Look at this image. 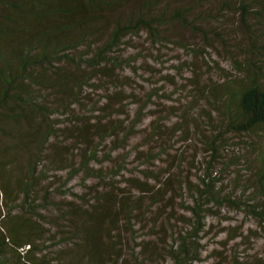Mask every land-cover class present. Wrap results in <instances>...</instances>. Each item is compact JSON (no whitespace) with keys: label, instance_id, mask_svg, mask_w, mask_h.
Returning <instances> with one entry per match:
<instances>
[{"label":"trees","instance_id":"obj_1","mask_svg":"<svg viewBox=\"0 0 264 264\" xmlns=\"http://www.w3.org/2000/svg\"><path fill=\"white\" fill-rule=\"evenodd\" d=\"M125 2L0 0V210L2 206L6 210L0 213V218H5L0 219V264H20L21 257L14 260L5 255L7 245L16 251L27 246L26 252H31L39 245L38 236L49 233L48 237L54 238L60 231L64 234L55 241L73 250L82 249L85 264H152L162 253L160 247L146 240L139 242L134 226L157 207L159 213L153 214L151 228L156 226V218L166 216L161 225L165 232L175 209L189 213L180 240L177 242L172 227L169 240L161 247L170 264H191L200 261L205 215H219L223 207L229 206L264 220V146L257 163V159L250 162L256 188L248 202L232 193L233 197L223 194L222 179L211 173L222 157L228 133L255 136L260 141L264 138V0L221 2V10L232 9L230 12L243 27L244 36L230 46L226 34L203 24L207 17L224 20L225 14H192L193 8L188 7L169 10L153 0H138L128 14L118 13ZM109 10L114 14H108ZM133 37H144L159 50L173 43L184 52L181 56L201 58L205 71L215 69L221 75L217 80L204 79V72L195 70L193 63L181 56L173 65L176 72L184 66L192 68L184 80L194 87V100L204 98L210 110L199 103L187 105L184 110L189 116L182 110L175 114V124H167L174 110L164 114L152 105L158 96H170L158 87L144 92L138 89L137 81L153 79L151 74L142 75L149 65L136 64L139 53L125 57L122 53L123 45ZM216 43H220L229 70L220 67L212 56V51L220 53ZM125 67H130L134 80ZM162 78L161 87L173 81L171 74ZM88 86L106 88L93 99ZM45 89L48 94H41ZM48 95L56 99L50 103L53 108L44 104ZM84 99L89 101L90 110ZM130 103L135 106L132 113ZM144 117L149 119L145 125ZM197 118L214 131L210 136H198L209 154L210 168L203 170L202 182L194 184L182 170L183 153L176 157V164L163 167L160 162L170 153L173 136L180 135V141L188 142L192 129L196 134ZM41 127L46 128V136L31 140ZM66 132L63 141L72 140L70 152L66 143L63 151L62 146L54 147L49 142ZM134 137H138L134 148L120 154ZM67 154V160L60 159ZM116 156L119 159L115 160ZM128 159H136L142 167L125 176L121 171L127 169ZM191 160L196 165L194 156L186 162ZM106 162L112 164L107 167ZM54 169L65 170L63 182L58 188L49 184L43 198L52 193L64 195L67 200L61 201L63 208L50 205L58 214L49 217L39 211L42 206L32 193ZM13 171H18L19 179L13 178ZM80 174L83 180L89 177L96 181L84 185L87 193L69 189V181ZM179 193L186 194L187 200ZM121 225L133 240L130 249L125 247L123 257L122 248H118L122 244ZM62 256L70 260L68 253ZM238 262L234 257V264Z\"/></svg>","mask_w":264,"mask_h":264},{"label":"rangeland","instance_id":"obj_2","mask_svg":"<svg viewBox=\"0 0 264 264\" xmlns=\"http://www.w3.org/2000/svg\"><path fill=\"white\" fill-rule=\"evenodd\" d=\"M223 1L225 2L226 0H153V2L157 3L160 8L164 5H167L169 10H173L175 7H188L193 8L192 14H225L224 20L220 21L207 17L203 21V24L205 26L216 27L217 31H221L222 35L223 33L226 34L225 39L228 43H230V46L232 43L237 42L242 36H244V34L241 33L243 27L239 25L237 20L238 17L230 12L233 11L232 9L221 10V2ZM125 3L126 4L122 8H119L118 13L128 14L130 10L134 9L137 6L138 0H126ZM233 7L234 5L232 4V8ZM160 8H157V11H159ZM108 14H114V11L109 10ZM216 46L220 53L218 55L217 53L212 51L213 58L218 62L220 67L229 70L230 65L228 61L223 58L224 54L220 43H216ZM122 48L124 57L130 56L126 54L139 53L140 58L136 61V64H142L143 66V62H147V64L149 65V68H147V72L143 71L142 75L145 74V76H148L149 74H151L153 76V79H145L146 81L140 79L136 83L137 88L141 91L143 90L144 92L158 87L167 96H170V98L165 96H158L156 99H154L152 105V108L154 110H163L164 114H167L170 110H174V113L170 114L171 117L167 124H175L174 121L177 120L175 114L177 112L181 113L182 110H184V107L187 105H194L199 103V105L201 107H205L207 111L210 110V107L207 105V102L204 98H201L197 101L194 100L196 91L189 82L184 80L186 76L191 75L192 68L190 66H184L181 68L180 72H176L173 68V65L177 64L176 58L178 56H181V54H184V52L177 49L176 45H174L173 43H168L167 45L162 46L159 50L158 48H156V46L152 47L150 42L145 40L144 37H133L126 45H123ZM184 57L185 56L182 55L180 58L186 59V61H191L195 70H200L201 73L202 71L204 72V79L206 77H211L213 80H217L221 76H219V74L213 68L210 69V71H205L203 60L201 58L193 57L192 59H190L189 57ZM147 64H144V66H146ZM125 68L130 78L134 80V73L130 72V67ZM141 71L142 69H139V72ZM165 74H171L173 81L172 83L167 82L161 87L160 84L164 80L162 77ZM105 88L106 86L103 87V89L95 90L93 89V87L88 86L87 90L90 93V98L96 99L99 98V96L104 92ZM48 92V89H45L41 92V94L45 95L48 94ZM54 98V96H46L44 104L49 108L55 107L54 105L50 106V103L56 100ZM83 102L86 104V108L90 110L91 107L89 106V101L84 99ZM128 108L129 112L132 113L135 106L130 103L128 105ZM78 113L80 114L79 111ZM212 113V116L217 120V115L215 114V112L212 111ZM184 114L186 116H189L187 111L185 110ZM53 116L59 115L55 114ZM142 121L145 125L147 124L149 119L148 117H144ZM195 123H197V125L195 124V126L194 124H192L191 127L195 126L196 134L194 132V129H192L190 132L191 138L187 139L188 142H185L183 140L180 141V135H175L172 137L171 140L174 141V143L170 150V153L166 156H163L164 158L160 162V164L163 167H166V165L170 163L176 164L177 158L181 155V153H183L182 156H184L185 158V161L182 164L184 175L190 177L194 184H198L199 181H201V174L204 173L203 170H206V168H210V165H207L209 154L206 152V148L204 147L205 145H203L202 141L199 140V138H201L202 134H206L207 136L213 135L214 129H212L210 126L206 127L204 120L201 118L195 119ZM178 124L179 123H177V125ZM190 125L191 124L188 123V126ZM44 128L41 127L37 135L33 134V138H31V140L38 141L36 139H39L41 135H43V137L44 135L46 136V128ZM66 135L67 132L66 134H57L59 139H51L49 142L53 144L54 147L62 146L63 151L65 150L64 144L66 143V145L69 146L68 151L70 152L73 143L70 139H68L66 142L63 141L64 137L66 138ZM35 136H37L36 139ZM226 136V147H222L221 150L222 157L216 164L212 166L211 173L215 174L216 176H220V178L222 179L221 189L223 194L233 197L231 195L232 193L235 196H241L245 202H248L249 200L247 198L256 188V185L253 184V182L255 181V178L252 174L254 169L251 167L250 162L251 159H257V163L262 147L264 146V138L262 141H260L255 136L236 135L232 134L231 132ZM0 139H2L1 136ZM136 140H138V137H134L132 141L130 140L128 142V146H126L124 150L119 151V153L124 154L126 151L127 153L130 152V150L134 148L133 146L137 144ZM192 156H194V163L196 165H192V160L191 162H186L188 159H192ZM60 159L67 160L68 154L64 156L62 155ZM117 159H119V156H116L115 160ZM133 160L134 162H130V159L126 161L127 169H125L124 172L121 171L122 175L127 176L128 174L137 173V170L142 167L138 166V163L135 162L136 159ZM105 164L108 167L112 164V162H106ZM64 172L65 170L58 171L55 169L48 171L46 175L50 176V178L41 181L38 184V187L35 188V192L32 193L37 202H39L42 206L39 211L45 216H57L58 210H54L50 207V205L54 204L53 206L55 207L59 206L60 208H63L64 205L61 203V201L67 200L64 195H53L52 193H50V195L46 197V200L43 198V193L46 187L49 186V184L53 188H55L56 186V188L59 187V185L63 182L65 176ZM12 175L13 178L17 179L19 173L18 171H13ZM195 175H198V178ZM51 180H53V183H51ZM94 182L96 181H94L93 179H89V177L83 180V177L80 174L69 181L68 185L69 189L72 192L87 193L88 190L84 189V185L94 184ZM179 194L181 196V193ZM181 197L186 199L187 195L184 194ZM1 198L2 197L0 196V206ZM20 198L21 196L18 198V201L20 200ZM48 200L50 201L49 203ZM2 207L0 210L1 214L6 211L4 209V206ZM219 212V215H205L203 221L205 224L204 229L200 232V248L202 249L200 261L191 264H234V257L238 259V264H256L254 262H256V260L258 259H262L264 261V220L259 221L255 219V217L246 214L244 211L229 206L223 207ZM154 213H159L158 207L151 209L148 213L145 214V218L143 219V221L134 226L135 235L138 236L139 242H143V240H146L150 245L153 244L155 247H160L162 253L159 255L158 261H152L151 257L152 264H170L169 258L163 253L161 244H163V241L165 243L169 240V233L172 230V227L175 228L174 235L177 239V242L180 240L181 236H183V232L187 229L188 218L185 217L189 216V213L184 211L182 208L175 209L174 216H172L169 222V228L166 231L167 236L166 232L163 230L164 227H161V225L165 224L167 220L166 216L156 218V221L158 222L156 226L151 228ZM11 214H13V211L11 212ZM6 222L7 224L5 225L8 226V220H5V223ZM51 230L54 231L55 229L52 228ZM63 234L64 232L60 231L58 235ZM120 234L122 237V244H118V248H122L123 257L125 253V247H128L130 249L133 240L131 238V233L128 230L124 232V226L122 225L120 226ZM48 236L49 233L38 236V241L36 242L39 245L34 249V251L31 252H26L27 246L20 248V251H16L15 249L10 248L11 246L7 245L5 247V255L9 254L12 257H15L14 260L18 258L17 256L21 257L20 264H37V262H39L40 264H85V261L82 258V256H84V252L82 249L73 250L70 245L62 246L59 241H55L57 236L54 238ZM65 253H68L67 258L73 260V262H71L70 260H64L62 254Z\"/></svg>","mask_w":264,"mask_h":264}]
</instances>
